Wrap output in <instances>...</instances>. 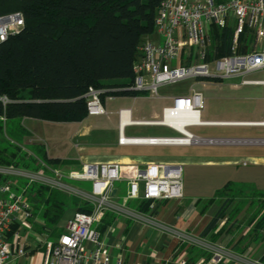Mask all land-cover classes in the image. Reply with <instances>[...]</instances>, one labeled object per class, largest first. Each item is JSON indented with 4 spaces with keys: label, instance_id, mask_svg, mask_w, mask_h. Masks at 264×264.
Returning <instances> with one entry per match:
<instances>
[{
    "label": "built area",
    "instance_id": "obj_1",
    "mask_svg": "<svg viewBox=\"0 0 264 264\" xmlns=\"http://www.w3.org/2000/svg\"><path fill=\"white\" fill-rule=\"evenodd\" d=\"M23 23L21 12L0 15V42L9 34L18 32ZM211 25L233 27L231 55L206 58ZM246 31L254 41L244 52H239L238 37ZM138 53L129 86L111 89L88 87L84 94L88 115H108L102 94L113 99L114 92H140L147 97L167 99L168 103L161 108L159 117L151 119H133L130 108H119L116 112L119 144L223 142L221 138L200 137L187 129L219 123L201 118L204 97L200 91L189 87L182 93L162 94L161 88L187 77L244 78L248 73L264 72V0H161L154 17V32L140 42ZM209 63L211 68H208ZM242 83L264 85V79H243ZM0 100L3 103L8 101L5 96ZM132 125L164 126L179 135L125 136L124 128ZM0 176L8 177L0 182V264H123V254L118 252L112 256L96 229L104 214L112 212L154 224L152 216L156 203L179 198L183 192L182 165L179 163L147 162L128 177L118 162H85L79 169L67 171L51 166L30 170L0 164ZM19 179L76 196L90 204L91 210L74 212L57 238H42L34 229L37 221L24 189L16 188ZM75 182L90 183V189L79 187ZM117 182L126 183L121 195L116 194ZM131 201L136 202V207L129 205ZM142 201L149 202L146 211L138 208ZM21 229L35 241L31 247L35 249L33 253L26 249L27 242L22 240ZM178 238L183 244L197 246L211 254L207 263L264 264L260 259L239 254L201 236L179 232ZM180 263L186 264V261L180 260ZM197 264H204V261Z\"/></svg>",
    "mask_w": 264,
    "mask_h": 264
},
{
    "label": "trees",
    "instance_id": "obj_2",
    "mask_svg": "<svg viewBox=\"0 0 264 264\" xmlns=\"http://www.w3.org/2000/svg\"><path fill=\"white\" fill-rule=\"evenodd\" d=\"M160 2L0 0V15L21 12L24 20L18 32L9 34L0 42V97L5 96L8 100L6 103L0 100V134H3L7 122L26 117L58 123L82 121L88 116L84 96L88 87L129 86L133 80V62L139 54L138 46L146 36L153 34L154 17ZM248 34L247 31L240 34L238 41ZM210 37L212 49L207 51L206 58L232 54L233 27L211 25ZM245 50L244 45L238 49L239 52ZM113 94L144 95L134 91ZM16 131L24 134L25 130L18 127ZM8 132L13 138L21 136L11 130ZM31 152L19 156L16 151H7L5 147L0 149V164L37 170L41 168V161L48 165L59 161L48 158L41 144L33 145ZM70 162L65 160L64 163ZM7 178L0 176V182ZM17 182L16 188L24 189L34 216L40 221L34 229L42 238H49L50 232L60 230L54 238L59 236L62 229L58 224L68 203L77 205L74 212L91 210L90 204L76 196L38 183L27 184L21 179ZM232 200L224 198L201 237L204 238L203 235L224 217ZM148 206V201H142L138 208L146 211ZM259 206L264 208V203ZM261 229H264V212L251 225L247 235L256 237ZM28 251L33 253L35 249ZM260 260L264 262V256Z\"/></svg>",
    "mask_w": 264,
    "mask_h": 264
},
{
    "label": "crops",
    "instance_id": "obj_3",
    "mask_svg": "<svg viewBox=\"0 0 264 264\" xmlns=\"http://www.w3.org/2000/svg\"><path fill=\"white\" fill-rule=\"evenodd\" d=\"M234 78H239L238 82L233 83L236 88L264 86L242 83L243 79L253 80L254 78L230 77L223 79ZM223 79L219 78L218 81L221 80L222 82ZM116 96L118 95H114L113 99ZM240 98L251 101L247 109L242 107V110H240L241 114L246 113L245 115L236 119H214L211 121L219 123L208 126L264 127V124H262L264 123V108H259V105L264 106V95L252 94L251 90L245 89ZM105 100L108 99L103 97V102ZM157 116L159 115L155 117ZM220 121H223V123L221 124ZM221 139L224 141L216 144H243V154L214 157L212 155L200 156L199 154L144 153L137 156L123 154L107 160V162L121 163L122 172L127 177L147 162L179 163L182 165L183 176L182 196L157 202L152 216L155 221L154 224H146L140 220L129 219L112 212H107L103 216L97 223L96 229L100 232V239L109 248L112 256L121 252L123 254V264H181L180 260H185L186 264H197L202 260L204 264H239L222 261L207 263L211 254L197 246L183 244L178 238L179 232L194 237L202 235V231L224 201L222 192L226 187L245 188L257 194H264V152L258 149L259 146L264 145V138ZM117 144L126 146L119 144L118 141ZM128 145L149 147L189 146ZM83 163L85 161L80 162L78 166L80 167ZM125 188V182H117L116 194H123ZM248 202L252 201L249 200ZM236 203L238 202L233 199L231 204L227 205L224 217L203 236L206 240L226 246L239 254L261 259L264 256V229H261L256 237L248 236L247 233L257 217L264 212V208L258 205L256 211L251 216L246 217L243 214V209L239 208L240 204ZM129 205L136 207L137 204L131 201ZM244 211L246 212V210Z\"/></svg>",
    "mask_w": 264,
    "mask_h": 264
},
{
    "label": "rangeland",
    "instance_id": "obj_4",
    "mask_svg": "<svg viewBox=\"0 0 264 264\" xmlns=\"http://www.w3.org/2000/svg\"><path fill=\"white\" fill-rule=\"evenodd\" d=\"M254 41L252 35L248 34L242 38L241 42H237L238 49L240 46L249 47ZM212 49L211 37L208 42L207 51ZM210 59V57H208ZM212 64H208L211 68ZM246 78L264 79V72L246 74ZM219 78H193L187 77L176 83L161 88V93H182L189 87H193L200 91L204 97V108L201 112L203 120H214L220 118L236 119L245 114H241L242 107L247 109L250 104L245 98L241 99L245 89L251 90L252 94L264 95V86H243L236 88L233 83L238 82L237 79ZM221 82V83H220ZM257 102V101H254ZM253 102V103H254ZM168 103L164 98H151L143 95H118L114 99L105 100L104 108L108 115H88L81 122H52L35 118H22L21 120H13L5 124L3 134H0V149L7 148V151L13 150L17 155L22 153H30L31 147L35 144L43 145L48 158H59L56 164L48 165L41 161V168L47 166L59 168L62 170L79 169V163L89 162H107L109 158L118 155H142L144 153H168L169 155H188L199 154L200 156L221 157L231 154L243 153V144L225 143V144H195L189 146H142V145H126L119 146L117 144V110L119 108H130L133 119H151L156 115L160 116L161 108ZM261 104V103H259ZM258 104V105H259ZM259 108H264L260 106ZM158 116V117H159ZM18 127L24 128V134L19 133ZM190 132L200 137L214 138H264V127H241V126H190L187 128ZM8 130H11L21 136L13 138ZM125 136H177L167 127L158 125H139L126 126L123 130ZM12 138V139H11ZM9 141H12L11 145ZM16 146V148H15ZM19 147V150H16ZM259 151L264 152V145L258 147ZM19 159V158H18ZM21 159V158H20ZM70 160V163H64ZM79 160V163H78ZM79 167V168H78ZM184 174V173H183ZM79 187L90 189V183L75 182ZM230 197L240 204L243 214L251 216L256 211L257 206L264 203V196L245 188H227L224 192V198ZM248 198V199H247ZM252 202H248V201ZM77 206V205H76ZM76 206L68 203L64 216L61 218L58 226L63 229L67 219L74 213ZM247 208V209H246ZM246 210V212L244 211ZM241 211V216H242ZM41 214V213H40ZM39 214V215H40ZM41 220V217L39 216ZM245 219V218H244ZM37 223L40 221L36 219ZM54 228V227H53ZM60 231V230H59ZM59 231L50 232L49 239H55ZM20 234L22 240L29 244L30 249L35 243L33 238L27 236L28 232L21 229ZM254 234V233H252ZM47 238V237H46ZM36 259L37 253L34 254ZM27 262V261H26ZM36 262V260H34ZM35 264V263H34Z\"/></svg>",
    "mask_w": 264,
    "mask_h": 264
},
{
    "label": "bare ground",
    "instance_id": "obj_5",
    "mask_svg": "<svg viewBox=\"0 0 264 264\" xmlns=\"http://www.w3.org/2000/svg\"><path fill=\"white\" fill-rule=\"evenodd\" d=\"M221 122V121H220ZM223 122V121H222ZM231 123V122H230ZM253 123V122H252ZM222 124V123H221ZM245 124V123H244ZM262 124H264V123H262ZM230 125V124H229ZM128 140H134V138L133 137H126Z\"/></svg>",
    "mask_w": 264,
    "mask_h": 264
}]
</instances>
